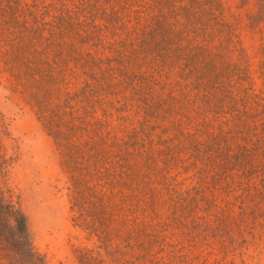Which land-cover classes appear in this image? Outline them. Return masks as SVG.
Segmentation results:
<instances>
[{
    "label": "rangeland",
    "instance_id": "1",
    "mask_svg": "<svg viewBox=\"0 0 264 264\" xmlns=\"http://www.w3.org/2000/svg\"><path fill=\"white\" fill-rule=\"evenodd\" d=\"M1 169L44 264H264V0H0Z\"/></svg>",
    "mask_w": 264,
    "mask_h": 264
},
{
    "label": "trees",
    "instance_id": "2",
    "mask_svg": "<svg viewBox=\"0 0 264 264\" xmlns=\"http://www.w3.org/2000/svg\"><path fill=\"white\" fill-rule=\"evenodd\" d=\"M0 172H3L2 169ZM0 251L10 264H44L34 248L28 219L0 185Z\"/></svg>",
    "mask_w": 264,
    "mask_h": 264
}]
</instances>
